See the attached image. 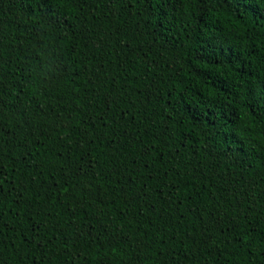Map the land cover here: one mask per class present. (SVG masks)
Wrapping results in <instances>:
<instances>
[{"label": "trees", "instance_id": "1", "mask_svg": "<svg viewBox=\"0 0 264 264\" xmlns=\"http://www.w3.org/2000/svg\"><path fill=\"white\" fill-rule=\"evenodd\" d=\"M78 8L76 4L58 9L61 24L57 27L45 20L48 9L38 8L35 0H0V92L4 101L16 103L21 85L32 84L30 72L55 77L52 97L41 98L42 102L55 105L63 116L69 114L65 109L79 107L81 111H71L72 125L81 124L89 115L90 122L99 124L98 116L107 111V99L109 126L116 133L115 142L109 135L84 143L99 133L82 124L79 131L61 140L67 129L54 131L47 117L48 126L33 133L18 123L19 113L4 110L6 127L12 133L0 143L5 156L0 175L6 189L0 197L4 264H17L15 253L26 247L34 229L45 238L60 230L73 233L78 229L86 235L94 229L93 237L100 243L109 224H127L125 230L133 239L149 245L143 264H153L148 257L155 258L157 248L178 257L168 264H264V256L257 254L264 248V219L259 214L264 206L260 194L264 190V126L257 122L261 107L254 105V118L231 95L238 76L247 80L249 72L258 76L264 71L257 61L264 43V20L244 0H205V6L187 12L177 3L167 17L159 0H122L115 7L103 0H88L82 11ZM35 55L41 57V66L27 59ZM249 64L251 69L245 67ZM236 65L241 66L239 72ZM65 66L67 72L62 71ZM230 66L231 71L221 70ZM22 98L29 104V115L40 120L38 109L32 111L31 101ZM229 99L233 100L231 107ZM236 116L241 119L237 121ZM85 129L88 136L82 135ZM25 138L26 146L22 144ZM143 145L152 147L150 155L142 156ZM177 147L181 156L173 159ZM26 152L32 153L29 163L47 164L43 176L25 163ZM65 159L73 171L82 167L88 175H72L63 184L60 166ZM162 161H166L164 167L174 164L179 175L170 172L165 177ZM32 178L45 187L53 185L51 193L37 195ZM54 179L63 187L55 185ZM77 181L79 186L73 188ZM173 182L174 188L164 187ZM144 184L150 190L147 201L127 202L126 207V201L118 198L121 187L134 193ZM161 188L166 194L163 203L159 201ZM248 191L255 213L245 220L241 203L240 228L214 236L219 251L214 248L209 256L203 245L188 251L192 244L188 234L194 227L197 233L202 231L197 216L207 219L209 209H214L229 221V203L244 201ZM152 201L163 218L153 213L149 225L146 215L136 213L151 211ZM138 222L147 229V237L136 234ZM253 225L255 232L250 231ZM241 240L249 243L244 246ZM105 252L106 248L93 246L88 264H99L100 256H104L103 264H119L120 257ZM32 259L27 256L23 264Z\"/></svg>", "mask_w": 264, "mask_h": 264}, {"label": "snow or ice", "instance_id": "2", "mask_svg": "<svg viewBox=\"0 0 264 264\" xmlns=\"http://www.w3.org/2000/svg\"><path fill=\"white\" fill-rule=\"evenodd\" d=\"M88 0H35L38 8L40 9H48V12L45 14V20H47L50 24H54L57 27L60 26L61 20L60 12L58 9L60 8H68L73 5L78 4V10L82 11L85 4ZM106 5L110 7H115L117 3H122V0H103ZM245 3H250L252 5V11L259 16L261 20H264V3H260L259 0H244ZM179 4L180 8L184 11H190L196 6H205V0H159L160 10L163 11L165 17H167L169 9L175 10L176 4ZM55 7L57 9L56 12H53L52 9ZM55 17V19H53ZM242 18V17H241ZM3 31V26L0 25V32ZM213 46V45H210ZM214 47V46H213ZM72 51H75V48H72ZM238 59V57H234ZM29 61L35 60L38 66H41V57L39 55L27 57ZM258 65L260 68H264V43H262L261 50L259 51L257 57ZM215 63L219 64L220 61L217 59ZM245 67L251 69V65H245ZM223 71H231L232 67L230 66L228 69H221ZM241 70L240 65H236V71L239 72ZM63 72H67V66L62 69ZM55 77H47L43 75L33 76L30 72L28 75V80L32 81L31 86L21 85V91L15 97L16 103L14 105L7 104L3 99V93L0 92V143L7 140V136L12 133L6 127V118L4 114V110L7 108H12L14 113H19L21 120L18 123H21L22 128H27L31 130L33 133L38 127H47L48 124L44 120L45 117L48 118V121L51 122L52 128L54 131H58L59 129H67L62 136L61 140L64 137L70 136L72 133L80 130L82 124H87L88 127L93 129L94 132H98L99 135L91 136L84 141V143H89L91 141L101 140L104 136H111L113 138V142H115V127L109 126V120H111V116L109 113L111 112V107L109 106V101L105 99V107L107 111L103 112L98 116L99 124L91 121V116L89 115L88 119H81V124L72 125L71 121L73 119L71 115V111L79 112L81 109L79 107L69 111L67 116H63L61 112L56 110V106L50 103L42 102L41 98H44L45 101L49 100L52 97V83L51 80H54ZM234 88V92L231 93L232 97L235 99L237 105H241L251 110L254 114V118H257L256 108L254 105L259 104L261 107V114H259L257 118V122L264 126V71H261L258 76H252L251 72L248 73V79L245 80L243 77L238 76L237 82L232 86ZM22 97H27L28 101H31L33 105L32 111H36L38 109L39 113L42 114L40 120H36L33 116L29 115L28 109L29 104L26 103L25 99ZM58 98V97H57ZM233 104V100H228V105L231 107ZM108 119H105V118ZM241 119L240 116H236V120L239 121ZM107 130V131H105ZM82 135L88 136L87 130L85 129L82 132ZM145 135H148L145 132ZM38 140L39 137H36ZM80 139V136H77V140ZM143 144V142H141ZM261 143L264 144V128H262V137ZM24 146L27 145V138L22 141ZM70 151V150H69ZM153 151L150 145H143V155H150ZM71 154V153H70ZM25 163L28 162V157L32 155L31 152H26L25 154ZM180 147L175 149V156L173 159L180 157ZM5 156L2 152H0V175L3 174V161ZM135 162V159L133 160ZM164 163L166 161H162L161 167H164ZM65 165H69L67 159H65V163L60 166V172L63 173L61 176V180L63 184H67L72 175L75 176H87L88 172L84 168H79L78 171H73L71 166L65 167ZM29 167H33L34 169H39L37 175L43 176L44 168L47 167L45 162L40 163H29ZM172 172L175 175H179V172L176 170L175 165H170L168 167H164L163 175L167 177L169 173ZM153 178V174L149 173V179ZM132 177L129 175V186H131ZM31 183L35 186L37 190V195L40 192L51 193L53 185H48L45 187V183H37L35 178H32ZM54 184L58 187H63V184H60V181H56L54 179ZM79 186V181L72 185L73 188ZM164 187H175V182L170 185H164ZM15 190V189H13ZM6 189L4 188V181L0 180V197L3 196ZM67 191V189H65ZM148 185H142L141 189L133 192L127 191L124 187L120 188L121 195L118 197L119 199H123L126 201L125 206L127 207V202H135L137 200L147 201L149 196ZM223 191V190H221ZM199 193H197L198 195ZM261 195H264V190L261 191ZM165 193L163 188L159 190V201L161 203L165 202L164 197ZM245 200H232L229 203V221H224L223 214L218 213L214 209H209L207 219L204 218L203 215L197 216V221L200 223L202 231L199 233L196 232L195 227L192 232L188 234V238L192 240V244L188 246V251H192V248L195 247L197 249L200 246H205L208 251V255L211 256L212 249H216L219 251L217 245L214 243V236L216 234L223 235L225 232L234 231L237 228H240V224L237 222V218L240 215L238 211L241 203L244 204V219L248 220V214L255 213V203H249L248 197L252 196V192L248 191L244 193ZM21 198L22 194H21ZM191 198V197H186ZM215 199V197H214ZM224 199V197H221ZM149 208L151 211L145 213L143 209H140L136 216H147V220L145 221L147 224L151 225L152 223V214L155 213L157 217L160 219L163 218L162 211H157L156 201H152L149 203ZM68 211H72L70 208ZM191 211V209H189ZM200 209L197 207V212ZM235 213V215H232ZM259 214L262 219H264V206L260 208ZM136 217H133L135 220ZM183 218V214L181 216ZM128 227L127 224L121 226L116 225L112 226L109 224L103 229V241L97 243V239L93 237V231L89 230L87 234H82L76 229L73 233H68L66 230H60L59 233H53L52 236L45 238V236L41 235L38 228L34 229V235L31 236L26 241V247L23 250H17L15 255L18 257L17 264H23L25 258L29 255L33 257V259L29 262V264H37V257L42 264H74L75 260L82 261V264H88V255L93 248V246L104 249L106 248L105 255H110L115 253L116 256L120 257L119 264H143L145 259L144 253L148 249L149 245L144 243L143 240L133 239V235H130L128 231L125 229ZM241 233H244V229L241 228ZM250 231L255 232V226L253 225L250 228ZM0 234H2V228H0ZM136 234L140 236L147 237L148 231L144 228L142 223H137ZM135 235V234H134ZM261 235L264 236V227H261ZM80 244V247H77V244ZM240 244L247 246L249 241L241 240ZM15 247V246H14ZM6 248L3 240H0V264H4L3 257L5 256ZM250 254V251L249 253ZM258 255L264 256V248H261ZM99 256V253H97ZM153 260V264H168L170 259H178V257H172L171 254L164 250L163 248L156 249V256L153 258L151 254L148 257ZM195 254H193V259H195ZM184 259L187 260V253L184 255ZM104 256L99 257V264H103Z\"/></svg>", "mask_w": 264, "mask_h": 264}]
</instances>
